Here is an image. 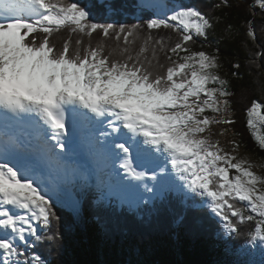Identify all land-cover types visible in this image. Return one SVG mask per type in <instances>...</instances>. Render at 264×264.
Listing matches in <instances>:
<instances>
[{"label":"snow or ice","instance_id":"obj_1","mask_svg":"<svg viewBox=\"0 0 264 264\" xmlns=\"http://www.w3.org/2000/svg\"><path fill=\"white\" fill-rule=\"evenodd\" d=\"M221 6L229 0L213 5ZM252 8L264 11V0H253ZM94 9L104 16L147 9L149 18L131 27L99 23ZM247 24L254 39L253 21ZM213 26L198 7L161 0L119 7L113 0L91 7L78 0H0V264H45L34 248L44 239L41 226L50 230L57 218L51 165L65 167L77 133L100 172H122L120 183L139 193V202L171 193L187 204L194 194L205 198L201 207L207 205L229 237L239 234L238 224L253 222L249 242L264 246V175L235 154L236 140L225 151L211 138V125L235 123L218 55L190 47L194 35L207 39ZM61 29L69 39L57 48L50 38ZM161 29L170 32L152 34ZM75 33L81 38L73 47ZM94 33L122 40L123 47L106 52L103 41L85 45L82 37ZM137 39L135 51L130 45ZM246 118L264 149V104L253 100Z\"/></svg>","mask_w":264,"mask_h":264},{"label":"trees","instance_id":"obj_2","mask_svg":"<svg viewBox=\"0 0 264 264\" xmlns=\"http://www.w3.org/2000/svg\"><path fill=\"white\" fill-rule=\"evenodd\" d=\"M78 2L91 7L99 5L100 0ZM161 2L176 7L196 6L212 18L214 26L209 30L208 38L194 35L190 47L218 55L221 65L218 73L229 81V90L233 92L229 99L235 123L220 125L227 129L224 133L235 139L245 151L264 158V151L255 143L246 126V110L252 98L264 104V82L258 88L255 85L259 74L257 66L261 65L264 69V55H257L264 53V11L253 9V0H229L230 6L220 8L213 7L220 0ZM113 3L118 7L145 4L142 0H113ZM94 11H97L96 22L124 24L126 27L142 24L149 18L147 9L143 13L126 10L110 16L99 14L98 9ZM249 20L255 26L254 39L247 35ZM169 32L166 29L152 30L154 36H167ZM172 35L175 36L174 33ZM77 38H81L80 34H71L73 47ZM50 39L57 48H61L69 39V31L61 29L54 32ZM82 39L90 40L93 46L99 41L105 42L106 52L118 43L123 47L122 40L118 42L95 33ZM140 44L141 40L137 39L130 48L138 51ZM147 55L150 58L151 52ZM160 58L161 62H165L163 55ZM234 64H239V69L234 68ZM233 72H237L238 76H233ZM260 88L263 92H259ZM251 91L254 93L251 94ZM172 195L156 198L151 207L141 205L137 210L122 207L116 201L108 206L101 195L99 198L94 195L87 197L81 211L54 202L53 211L57 218L52 221L50 230L41 226L40 234L44 239L36 243L34 251L45 264H264L263 247L259 242L250 245L245 239L254 226L253 222L238 224L239 234L229 237L223 223L206 204L201 207L198 200L193 202L196 198L194 194H191L192 199L187 204L178 201L176 196L172 198ZM199 198L200 201L205 199ZM88 206L97 209V213L88 210ZM178 215H183L182 222H177ZM48 236L53 239L47 240Z\"/></svg>","mask_w":264,"mask_h":264},{"label":"rangeland","instance_id":"obj_3","mask_svg":"<svg viewBox=\"0 0 264 264\" xmlns=\"http://www.w3.org/2000/svg\"><path fill=\"white\" fill-rule=\"evenodd\" d=\"M142 2H144L145 4L152 3L151 1H148V0H142ZM87 42H88V40L86 39L84 41V43L86 44ZM257 68L259 69V74H258L257 78L255 79L256 88H258L259 86H262L261 84L264 82V69L262 68L261 65H258ZM259 92H263V91H261V88H260ZM250 93L253 94L254 91H251ZM252 100H254V99L252 98ZM221 129H222V127L218 124L211 125L210 126V131L212 133L211 138L214 141L218 140L220 142L221 146L224 147L225 151H231L232 144L229 143V141H232L235 139L231 138L230 135H228L227 133H224L222 135ZM205 135H208V133L206 132ZM262 150L264 151V149H262ZM235 154L239 158L247 159L248 161H250L254 165H256L252 169L253 172L257 173L258 175H264V158L263 157L259 158L255 155L251 154L249 151H245L241 146L239 147V149L237 150V152ZM169 172H171L170 167H169ZM100 178L103 180V182H101V179H99V180H96V178L93 179L90 175H81L80 173L77 175L74 172H71L70 176H64L61 179L59 184L55 183L58 190H57L56 194L52 196V199L55 202L67 204L71 207H77V209H78V207H80V201L81 200H78L75 197V194H79L80 191L83 192L84 188L89 186V185H91V188L93 189V193L96 192V190L94 189V186L101 187L102 185H105V189H106V185H108L109 190H108L107 196L114 194V195H117L121 201H129L133 205H135L136 203H139V197L137 199H135L133 197H128L125 194H121L119 191H117V188H119V186L115 183V181L118 177L112 176L111 174H107V172H106L104 175L101 174ZM173 179H174L175 183L178 185L179 181L175 180L174 174H173ZM168 195H171V193H169ZM188 195L190 197H192V195L190 193ZM101 199L103 200L104 203L108 204L109 200H105V197H103ZM144 199L146 200L147 197H144ZM180 200L181 199H179L178 201H180ZM197 200L200 203L199 197H196L195 199H193V202L196 203ZM108 206H109V204H108ZM87 209L93 210L95 213H97V209H95L91 206H88ZM178 210H180L179 207H178ZM100 213H101V211H100ZM175 214H173V216ZM208 219H210V218H208ZM96 222H97V220H96ZM253 227L249 230V232L253 229ZM173 230L175 231L174 227H173ZM240 236L243 237V235H240ZM243 238H245V237H243ZM245 239L247 241H249L248 237ZM249 243H250V245L253 244L251 242H249ZM260 246H262V245H260ZM262 247H263L262 249H264V246H262Z\"/></svg>","mask_w":264,"mask_h":264},{"label":"bare ground","instance_id":"obj_4","mask_svg":"<svg viewBox=\"0 0 264 264\" xmlns=\"http://www.w3.org/2000/svg\"><path fill=\"white\" fill-rule=\"evenodd\" d=\"M69 135H73V131H69ZM73 141V144H71ZM56 151L60 153V149L57 148ZM97 162L94 159L86 147H84L81 142L79 141V134H76V138L71 139L69 141V150L67 154V158L62 161V164L65 167H58L54 162L51 165L50 171V179L53 180L54 183L59 184L61 179L64 176H68L71 172L75 174L81 175H90L93 179L98 178L102 173L99 171L97 167H93V164ZM170 167V165H169ZM45 170L48 171V165H45ZM100 174V175H99ZM123 176L121 173L120 178ZM120 187L124 191L125 194L128 196L134 197L137 199L139 197V193L134 191H129L123 184L120 183ZM175 195H172V198ZM113 197H110L112 200Z\"/></svg>","mask_w":264,"mask_h":264}]
</instances>
